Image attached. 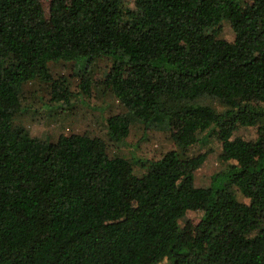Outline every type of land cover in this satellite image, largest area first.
Masks as SVG:
<instances>
[{
	"label": "trees",
	"instance_id": "16d2710c",
	"mask_svg": "<svg viewBox=\"0 0 264 264\" xmlns=\"http://www.w3.org/2000/svg\"><path fill=\"white\" fill-rule=\"evenodd\" d=\"M94 95L118 101L106 138L24 125ZM156 131L154 156L112 153ZM0 264H264V0H0Z\"/></svg>",
	"mask_w": 264,
	"mask_h": 264
},
{
	"label": "rangeland",
	"instance_id": "374dc122",
	"mask_svg": "<svg viewBox=\"0 0 264 264\" xmlns=\"http://www.w3.org/2000/svg\"><path fill=\"white\" fill-rule=\"evenodd\" d=\"M220 37L229 41L234 40V32L228 22L224 23V29ZM196 100L199 103L209 104L217 110L225 109V105L218 98L209 95H201ZM118 110V101L115 97L94 95L91 100L79 103L74 113H65L61 115L58 109H49L46 119L36 121L37 119L33 118L32 115H25L23 121L31 135L41 140H46L49 133L58 136L61 133H81L86 130L90 132L94 130L98 135H103L106 138L105 133H101L99 130V120L102 116L107 117L117 113ZM255 133L256 130L254 127H243L240 128L237 135L245 138H252L255 136ZM161 135L162 134L158 131L152 132L150 139L141 141L139 147V139L137 137L129 138L127 143L115 142L112 146V153L131 159L132 157L154 156L162 148L168 147L165 143V145L162 146L163 142ZM200 136L204 139L203 143L197 150L190 152V155L201 152L207 153L206 161L195 172V185L208 187L214 175L225 170L226 164L219 158L221 145L217 142L215 136L210 135L209 132L200 133ZM134 167L135 170L140 168L138 163L134 164ZM143 171H145L144 167L142 168V172ZM237 198L247 201L238 191ZM195 215H197V212H189L186 217L189 218Z\"/></svg>",
	"mask_w": 264,
	"mask_h": 264
}]
</instances>
